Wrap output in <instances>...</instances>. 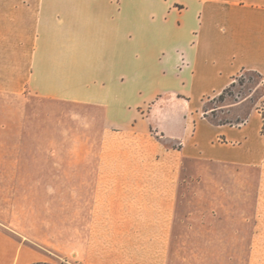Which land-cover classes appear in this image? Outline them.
<instances>
[{
    "label": "crops",
    "instance_id": "crops-1",
    "mask_svg": "<svg viewBox=\"0 0 264 264\" xmlns=\"http://www.w3.org/2000/svg\"><path fill=\"white\" fill-rule=\"evenodd\" d=\"M0 51L22 69L0 90L105 116L95 210L144 229L147 264L166 257L186 159L256 171L264 229L263 113L238 102L221 122L203 108L244 71L264 82V0H0ZM249 264H264V239H252Z\"/></svg>",
    "mask_w": 264,
    "mask_h": 264
},
{
    "label": "rangeland",
    "instance_id": "rangeland-1",
    "mask_svg": "<svg viewBox=\"0 0 264 264\" xmlns=\"http://www.w3.org/2000/svg\"><path fill=\"white\" fill-rule=\"evenodd\" d=\"M16 56L0 51V86L22 70ZM222 93L204 100L212 120L228 122L238 102L264 114L257 72L244 71ZM104 123L100 109L83 103L0 90V236L11 238L0 239V264H111L107 255L120 252L126 264H147L144 229L95 210ZM257 174L186 159L163 264H249L252 239H264ZM25 248L36 255L22 261Z\"/></svg>",
    "mask_w": 264,
    "mask_h": 264
},
{
    "label": "trees",
    "instance_id": "trees-1",
    "mask_svg": "<svg viewBox=\"0 0 264 264\" xmlns=\"http://www.w3.org/2000/svg\"><path fill=\"white\" fill-rule=\"evenodd\" d=\"M227 89H225L224 91H223V93H222V95H221V97L223 98V96H224V92L226 91ZM263 117H264V114H263ZM263 131H264V126H263ZM33 264H58V263H49V262H42V261H40V262H36V263H33ZM59 264H68V263H64V262H62V263H59ZM72 264V263H71ZM74 264H76V263H74Z\"/></svg>",
    "mask_w": 264,
    "mask_h": 264
}]
</instances>
